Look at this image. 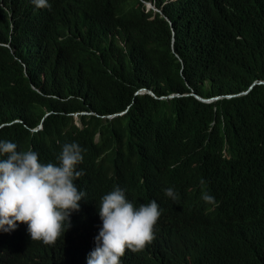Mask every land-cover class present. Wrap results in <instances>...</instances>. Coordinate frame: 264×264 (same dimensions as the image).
<instances>
[{"label": "trees", "instance_id": "1", "mask_svg": "<svg viewBox=\"0 0 264 264\" xmlns=\"http://www.w3.org/2000/svg\"><path fill=\"white\" fill-rule=\"evenodd\" d=\"M49 2L34 16L0 0V139L44 163L65 142L82 147L77 226L116 185L204 223L219 224L248 191L264 203V0ZM171 240L152 264H264V239L213 253Z\"/></svg>", "mask_w": 264, "mask_h": 264}, {"label": "clouds", "instance_id": "2", "mask_svg": "<svg viewBox=\"0 0 264 264\" xmlns=\"http://www.w3.org/2000/svg\"><path fill=\"white\" fill-rule=\"evenodd\" d=\"M9 1L15 8L34 16L40 15L41 8L50 6L49 0ZM82 152L76 141L65 142L55 157L57 163H44L37 151L31 148L18 150L16 142L0 139V233L12 232L20 222L26 224L31 241L52 244L63 234L60 240L71 243L73 240H69L65 232L71 227V214L82 209L80 201L85 197V191L78 189L74 182L83 174V169L77 168L83 160ZM203 183L201 180V185ZM163 191L173 201L177 200L172 187ZM257 198L253 191H248L231 210L227 216L231 220L227 236L239 240V234L253 233L248 208ZM201 199L215 204L214 196L206 190L201 191ZM97 208L100 225L93 238L94 247L86 256V264H123L121 257L126 249L142 250L153 240L158 218L181 231L193 227L192 219L167 218L155 199L134 205L119 185L100 197ZM251 213L261 215L257 207ZM170 238L179 240L180 233H173ZM246 238L250 242L262 240L259 236L255 240L251 234ZM14 241L0 242V247H8ZM47 251L51 252L49 245Z\"/></svg>", "mask_w": 264, "mask_h": 264}, {"label": "bare ground", "instance_id": "3", "mask_svg": "<svg viewBox=\"0 0 264 264\" xmlns=\"http://www.w3.org/2000/svg\"><path fill=\"white\" fill-rule=\"evenodd\" d=\"M209 190V189H208ZM215 198V197H214ZM216 200V199H215ZM206 204V203H205ZM217 203H215V205H216ZM213 205V204H212ZM214 205V206H215ZM233 205V204H232ZM209 206H210V204H209ZM20 241V240H19ZM19 241H17V242H19ZM18 244V243H17ZM12 254H7V255H5L1 260H0V264H2L3 262H5L10 256H11Z\"/></svg>", "mask_w": 264, "mask_h": 264}, {"label": "water", "instance_id": "4", "mask_svg": "<svg viewBox=\"0 0 264 264\" xmlns=\"http://www.w3.org/2000/svg\"><path fill=\"white\" fill-rule=\"evenodd\" d=\"M233 97H234V96H233ZM199 98H200L201 100H203V101H208V102H214V101L220 99V97H217V98H213V99H209V100H207V99H204V98H202V97H200V96H199ZM211 100H212V101H211Z\"/></svg>", "mask_w": 264, "mask_h": 264}]
</instances>
